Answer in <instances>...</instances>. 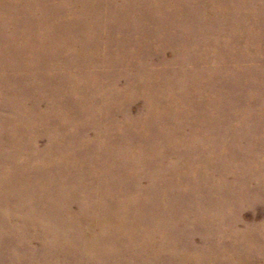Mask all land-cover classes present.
Returning <instances> with one entry per match:
<instances>
[{"label": "bare ground", "instance_id": "6f19581e", "mask_svg": "<svg viewBox=\"0 0 264 264\" xmlns=\"http://www.w3.org/2000/svg\"><path fill=\"white\" fill-rule=\"evenodd\" d=\"M262 128L264 0H0V264H264Z\"/></svg>", "mask_w": 264, "mask_h": 264}, {"label": "rangeland", "instance_id": "374dc122", "mask_svg": "<svg viewBox=\"0 0 264 264\" xmlns=\"http://www.w3.org/2000/svg\"><path fill=\"white\" fill-rule=\"evenodd\" d=\"M168 53L167 51L165 52V54ZM159 54H155L154 58H158ZM38 92L40 93L41 91L38 90ZM250 105L254 104V103H249ZM140 104L135 102L134 106H139ZM244 117V116H243ZM237 123L236 119H231L229 124H231L232 126H235ZM250 123H247V125H249ZM255 124V123H254ZM255 126V125H254ZM258 136L261 137V139L264 138V128H262L260 131H257ZM23 140H26V135L23 138ZM49 144V136L47 137H41L37 143H35L36 146H38L39 148H44ZM251 146H254V144L250 145L248 148H246L245 152L247 153H251ZM244 148V142L242 141V139H238L235 142H230L229 143V151L233 154V153H238L240 154V152L242 153ZM237 154V155H238ZM241 155V154H240ZM262 162L259 160V157H257L256 159H252L250 161L247 160V157L244 156V160H243V164H242V172L244 173V175L247 178V183L244 184L241 187V191L242 192H249V186L253 185L255 188V192L256 194H252L248 193V195L246 196V199L244 197V199L240 200L239 202L236 201L234 204H232L230 207H225L223 208L225 214L227 215H231L235 218H238L239 221V227H242L243 225H249L251 223L253 224H258L259 222L263 221L264 223V184H262L258 178L254 177L250 171L253 169H256V167H258L259 165H261ZM248 185V188H246V186ZM248 189V190H247ZM250 195L252 196L250 198ZM261 234H264V230L263 232H259V231H255L254 235L260 236ZM262 245H259L260 247H264V242H262ZM196 244H198L197 240H196ZM258 245V244H257ZM16 254L18 255V250L16 251ZM16 254L14 255L15 257ZM5 257H8L7 254H5Z\"/></svg>", "mask_w": 264, "mask_h": 264}]
</instances>
